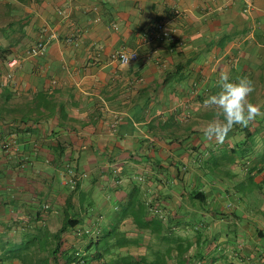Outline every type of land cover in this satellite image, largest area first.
<instances>
[{"label": "crops", "instance_id": "0c3cea01", "mask_svg": "<svg viewBox=\"0 0 264 264\" xmlns=\"http://www.w3.org/2000/svg\"><path fill=\"white\" fill-rule=\"evenodd\" d=\"M221 71L264 112V0H0V264H264V116L203 139Z\"/></svg>", "mask_w": 264, "mask_h": 264}, {"label": "clouds", "instance_id": "9594fccd", "mask_svg": "<svg viewBox=\"0 0 264 264\" xmlns=\"http://www.w3.org/2000/svg\"><path fill=\"white\" fill-rule=\"evenodd\" d=\"M130 59L122 57L125 64ZM216 86L218 91L208 95L203 101L205 108L214 111L215 118L207 123L202 132L205 141L215 140L223 144L235 126L247 127L258 116H264V112L261 111V106L249 100L254 91L251 79L237 77L232 80L227 72L221 71Z\"/></svg>", "mask_w": 264, "mask_h": 264}, {"label": "built area", "instance_id": "2783aa9c", "mask_svg": "<svg viewBox=\"0 0 264 264\" xmlns=\"http://www.w3.org/2000/svg\"><path fill=\"white\" fill-rule=\"evenodd\" d=\"M151 36L153 38H156L158 40H166L170 38V34L167 31L166 27L163 24H158L152 31H151ZM54 37V34H51V36L49 38H47L46 40H41L39 41L34 47H32L29 52H28V56L29 57H38V56H42L44 55L45 51H46V45L49 41L50 38ZM122 57H129L131 58L129 62L134 61L137 59V54L136 52L132 51V52H126L124 50L119 51L114 57L113 60L121 63V64H125L122 60ZM18 59L17 58H11L10 60L7 61V67L10 70H13L17 65H18ZM8 76H11V73L8 74Z\"/></svg>", "mask_w": 264, "mask_h": 264}, {"label": "trees", "instance_id": "16d2710c", "mask_svg": "<svg viewBox=\"0 0 264 264\" xmlns=\"http://www.w3.org/2000/svg\"><path fill=\"white\" fill-rule=\"evenodd\" d=\"M190 194H192L193 195V197H199V199H201V196H202V194H201V192H199V191H195V190H190ZM157 217V219L158 220H160V221H163L164 219H165V217L164 216H162L161 214H159V215H156Z\"/></svg>", "mask_w": 264, "mask_h": 264}, {"label": "rangeland", "instance_id": "374dc122", "mask_svg": "<svg viewBox=\"0 0 264 264\" xmlns=\"http://www.w3.org/2000/svg\"><path fill=\"white\" fill-rule=\"evenodd\" d=\"M135 181H136V179H134ZM114 211V210H113ZM116 211H118V210H116Z\"/></svg>", "mask_w": 264, "mask_h": 264}]
</instances>
